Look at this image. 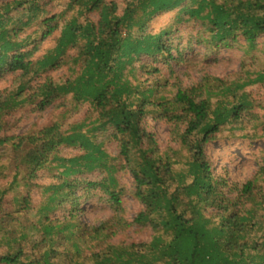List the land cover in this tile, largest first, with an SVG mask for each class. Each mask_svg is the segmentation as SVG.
I'll return each instance as SVG.
<instances>
[{"label":"trees","instance_id":"1","mask_svg":"<svg viewBox=\"0 0 264 264\" xmlns=\"http://www.w3.org/2000/svg\"><path fill=\"white\" fill-rule=\"evenodd\" d=\"M40 1L0 0V75L10 73L13 83L0 90V264H264V154L253 175L235 184L214 173L206 153L225 128L264 125L246 90L264 81V65L231 80L201 71L184 82L175 72L183 52L169 43L175 25L147 29L156 15L180 6L185 21L198 23V41L213 51L232 48L238 36L253 45L264 37V0H129L122 9L112 0H70L52 14ZM21 9L37 24L29 48L18 38L23 16L10 15ZM56 31L55 44L34 56ZM62 66L70 74L53 79L49 73ZM68 100L89 104L96 115L89 127L52 121L8 132L15 112ZM149 112L169 127L164 148L146 128ZM108 138L114 154L103 147ZM65 147L78 152L59 155ZM55 167L59 172L48 175L54 181L37 183ZM122 170L129 188L118 180ZM88 172L100 177L83 178ZM34 187L50 191L39 209ZM81 187L99 189L110 207L96 224L79 217ZM124 194L141 204L130 220ZM131 226L149 228L151 238L122 239Z\"/></svg>","mask_w":264,"mask_h":264},{"label":"rangeland","instance_id":"2","mask_svg":"<svg viewBox=\"0 0 264 264\" xmlns=\"http://www.w3.org/2000/svg\"><path fill=\"white\" fill-rule=\"evenodd\" d=\"M70 0H41L45 11L48 14L63 10ZM118 9H122L125 3L129 0H112ZM10 15L22 17V21L18 24L24 26L18 38L21 44L25 45L32 40L36 34L35 20L28 21L26 11L22 9L16 13L12 11ZM89 16L96 19L95 13H90ZM33 18V17H32ZM16 19V18H13ZM12 19V20H13ZM180 20V21H177ZM27 22L24 24L23 22ZM173 23L174 32L171 34L169 43L176 46L177 50L183 52L184 61L175 67V72L183 78L184 82H191L197 77L201 71L210 72L212 75L224 76L228 80L234 79L243 73L244 70L253 71L259 70L264 65V37H259L253 45H248L244 42L241 36H238L236 43L232 48H221L219 51H213L205 42H199L197 33L199 32L198 23L185 21L184 14L180 6L164 13L156 15L147 25V29L157 31L167 24ZM24 24V25H23ZM59 32H54L50 37L42 42L39 49L34 53V56H39L50 49L56 42ZM30 37V38H29ZM198 38V39H197ZM202 40V39H201ZM31 46L28 44L27 48ZM172 53L175 52L173 48ZM241 63L244 65L241 70ZM158 64H161L160 62ZM72 68L75 66L70 65ZM70 74L68 66H62L49 75L56 80H63ZM162 76H168V68H162ZM253 76V75H251ZM10 73L0 75V90L8 89L13 86ZM252 96L257 100L258 106L252 109L253 113L264 118V81L256 82L246 87ZM154 113H147L145 117L146 128L152 131L157 139L160 148H164L170 143L169 127L160 120L153 118ZM95 113L87 102L74 104L65 101L64 107L46 108L43 111H30L28 108L21 109L10 116L11 120H15L14 124L8 132L20 133L27 129L36 128L43 124L52 121L59 122L63 125L68 123L91 122L95 117ZM252 117V118H251ZM248 118L255 119V116ZM89 122L87 127L90 126ZM248 121L247 125L241 128H225L217 140L211 141L206 145V153L214 167V173L224 178L229 183L240 184L244 180L250 178L257 169L258 162L261 160V155L264 154V128L261 124ZM254 124V125H253ZM253 138H249L247 134H253ZM103 147L110 154H114L116 144L112 139H105ZM78 148L65 147L59 152V155L70 156L77 154ZM60 168H54L53 171L45 170L36 180L38 184L45 185L49 180L54 181L55 178H50L48 175L57 174ZM86 179H95L98 172H88L82 175ZM118 180L126 188L131 185V178L128 172H117ZM21 190V187H20ZM18 190L17 192H20ZM48 193L50 191H47ZM46 192V193H47ZM42 187H34L32 189V201L37 209L45 204V196L47 195ZM19 193H17L18 195ZM76 207L79 209V217L81 220L96 224L100 220L109 215L110 207L105 196L99 189L79 188L75 190ZM10 194L5 197V207L11 208ZM122 205L124 207V216L127 219H132L136 212L141 208L140 202L129 194H124ZM69 206V203L66 204ZM35 211V210H34ZM62 210L49 212L51 217L55 214H60ZM34 218H37L35 215ZM151 230L149 228H138L131 226L120 237L126 241H148L151 238Z\"/></svg>","mask_w":264,"mask_h":264}]
</instances>
